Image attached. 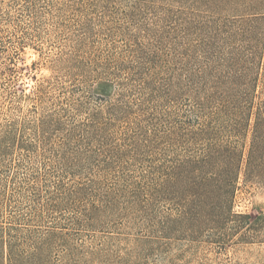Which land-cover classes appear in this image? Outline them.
<instances>
[{
    "label": "trees",
    "instance_id": "16d2710c",
    "mask_svg": "<svg viewBox=\"0 0 264 264\" xmlns=\"http://www.w3.org/2000/svg\"><path fill=\"white\" fill-rule=\"evenodd\" d=\"M128 3L108 28L130 43L125 58L81 56L119 89L104 118L94 112L81 126L92 134V145L80 151L69 134L59 141L62 123L51 115L25 120L22 132L14 124L4 128L6 147L50 163L42 172L30 167L8 186L0 178V264H110L108 246L133 226L140 234L127 241L154 249L156 205L169 199L172 186L186 231L191 219L198 229L204 224L198 201L217 197L228 212L240 180L264 185V100L255 102L264 73V0ZM206 13L217 18L209 40L201 36ZM87 24L79 25L77 48L90 34ZM77 104L83 109L87 102ZM137 116L144 120L134 121ZM158 144L172 152L160 155ZM5 146L0 144V159ZM42 178L46 189L28 218L7 215L6 200L35 198ZM228 213L220 224L232 235L242 223ZM24 221L32 228H22ZM170 224L168 219L166 233Z\"/></svg>",
    "mask_w": 264,
    "mask_h": 264
},
{
    "label": "rangeland",
    "instance_id": "374dc122",
    "mask_svg": "<svg viewBox=\"0 0 264 264\" xmlns=\"http://www.w3.org/2000/svg\"><path fill=\"white\" fill-rule=\"evenodd\" d=\"M130 1L0 0V144L5 146L8 142L2 138L4 128L14 124L22 132L25 120L51 115L62 123L61 131L56 135L59 141L69 134V139L80 151L87 148L86 145H92V134L84 133L81 126L94 112L100 119L104 118L109 104L118 99L119 89L111 79L94 73L95 68L82 61L81 56L89 55L100 61L106 55L125 58L130 43L123 35L110 32L108 28L121 20ZM204 19L201 36L209 40L217 18L206 13ZM220 20L225 21L224 18ZM85 23H88L90 34L84 46L77 48L74 38L81 34L77 32L79 25ZM143 24L150 25L146 20ZM73 46L78 53H74ZM262 75L255 102L264 100V73ZM80 101L87 102L82 105L83 109L78 108ZM141 120L144 119L137 116L134 121ZM25 131V139H30L31 133ZM82 138L85 140L81 141ZM156 147L160 155L172 152H163L161 144ZM46 162L50 163L48 157L5 146L4 156L0 159V178L7 186L11 185V180L23 176L30 167L40 168L42 172ZM87 166L94 171L102 169H96L92 164ZM44 181V178L40 180L35 198L25 195L6 200L5 213L27 219L30 206L39 203L44 194ZM171 190L169 199H161L156 205L158 243L154 249L127 241L140 234V229L133 226L120 231L126 234L108 246L105 258L110 264H264V185L239 181L233 202L226 206V211L232 214L229 220L242 223L241 229L232 235L220 224L224 214L229 213L222 210L217 197L197 202L204 224L198 229L196 221L191 219L184 231L178 220L180 203L176 199V187L172 186ZM238 215L247 218L241 220L235 217ZM168 219L171 224L166 233ZM26 224L23 223L22 228H32ZM194 229L196 233H193Z\"/></svg>",
    "mask_w": 264,
    "mask_h": 264
}]
</instances>
